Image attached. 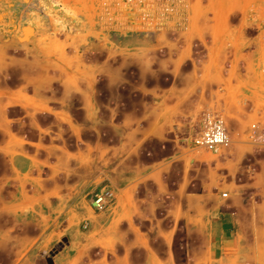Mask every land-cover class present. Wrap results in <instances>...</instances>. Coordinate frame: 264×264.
I'll return each instance as SVG.
<instances>
[{"label": "rangeland", "instance_id": "374dc122", "mask_svg": "<svg viewBox=\"0 0 264 264\" xmlns=\"http://www.w3.org/2000/svg\"><path fill=\"white\" fill-rule=\"evenodd\" d=\"M216 2L214 14L243 22L242 33L235 38L213 36L204 43L196 36L194 23L199 0H0V122L3 115L11 125L12 154L31 164L21 182L18 170L6 180V170L0 169V241L29 237L31 252L32 239H45L33 257L47 264V257L68 244L74 227L89 229L88 221H78L76 213L104 212H93L90 206L91 193L111 184L102 175V164L113 153L102 144L101 116L120 104H131L138 85L163 89L172 75L165 70V53L183 49L189 55L206 48L236 56L228 82L217 89L215 104L196 115L178 114L186 121L180 129L185 144L194 147L207 113L222 116L227 127V112L241 99L254 102L249 130L252 124L264 129L256 116L264 112L262 54L256 41L264 0H234L236 9L228 1ZM188 20L194 26H188ZM186 60L189 57L167 60L179 64L175 75L184 85L196 79L195 72H181L182 66L188 67ZM158 64L161 69L155 68ZM242 66L252 71L254 79L235 87L231 82ZM107 83L121 85L115 97L107 95ZM11 90L18 91L13 105L5 102ZM3 133L0 130V142ZM232 140L216 152L199 150L201 160L212 164L223 180L230 172L243 176L248 150H264L251 144L248 135ZM16 192L25 199L5 207L1 198ZM8 252L0 249L2 255Z\"/></svg>", "mask_w": 264, "mask_h": 264}, {"label": "crops", "instance_id": "0c3cea01", "mask_svg": "<svg viewBox=\"0 0 264 264\" xmlns=\"http://www.w3.org/2000/svg\"><path fill=\"white\" fill-rule=\"evenodd\" d=\"M199 1L194 23L196 36L204 43L213 36L235 38L242 33L243 22L214 14L216 0ZM225 1L230 7L234 4V0ZM233 7L236 9V3ZM194 23L186 22L191 27ZM183 57L189 60L181 72L196 73V79L187 85L175 75L179 64L167 62ZM235 57L233 52L206 48L189 55L183 49L165 53V70L172 75L163 89L153 84L138 85L131 104H120L114 112L101 116L102 144L113 153L103 162L102 175L111 181L115 200L103 213L91 215L83 210L75 214L90 227L87 231L74 227L68 244L51 256L53 264H264V150H248L243 176L230 172L223 180L180 134L186 121L178 114L196 115L214 105L217 89L228 82ZM226 58V64L222 63ZM158 65L155 68H160ZM235 73L231 82L235 87L254 79L246 66ZM120 87L119 83H107V95L115 97ZM189 90L193 92L190 96ZM15 92L11 90L6 103L12 104ZM252 104L241 99L238 106L228 110L227 129L232 139L247 137L249 121L254 117ZM112 107L109 103L108 109ZM2 116L0 169L6 170V180L18 170L23 174L18 178L21 182L31 172V164L24 156L12 154L13 140H8V135L13 132L9 120ZM256 116L264 126V112L258 111ZM233 153L236 155V148ZM22 199L25 197L19 192L1 198L5 207ZM35 240H31V252L29 237L0 241V249L10 250L0 253V264H42L33 257V251L45 239ZM80 251L85 255H78Z\"/></svg>", "mask_w": 264, "mask_h": 264}, {"label": "built area", "instance_id": "2783aa9c", "mask_svg": "<svg viewBox=\"0 0 264 264\" xmlns=\"http://www.w3.org/2000/svg\"><path fill=\"white\" fill-rule=\"evenodd\" d=\"M256 41L262 54L261 71L264 72V17L257 24ZM249 141L257 147H264V129L257 124H252L248 133ZM227 127L222 116L216 112L207 113L198 134L193 140V145L198 150L216 152L232 144ZM113 189L110 183H105L90 195V206L93 211L102 212L114 203ZM226 196V193L222 194ZM86 227V225H84Z\"/></svg>", "mask_w": 264, "mask_h": 264}, {"label": "water", "instance_id": "95a60500", "mask_svg": "<svg viewBox=\"0 0 264 264\" xmlns=\"http://www.w3.org/2000/svg\"><path fill=\"white\" fill-rule=\"evenodd\" d=\"M46 262H47V264H53V263H52V260H51V257H47V258H46Z\"/></svg>", "mask_w": 264, "mask_h": 264}]
</instances>
